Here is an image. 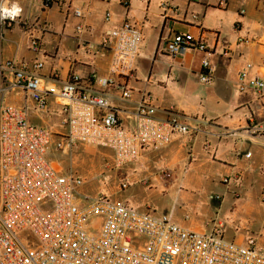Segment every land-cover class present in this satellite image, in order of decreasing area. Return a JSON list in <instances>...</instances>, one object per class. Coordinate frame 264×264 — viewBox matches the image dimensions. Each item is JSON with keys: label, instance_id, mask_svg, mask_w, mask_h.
I'll use <instances>...</instances> for the list:
<instances>
[{"label": "crops", "instance_id": "0c3cea01", "mask_svg": "<svg viewBox=\"0 0 264 264\" xmlns=\"http://www.w3.org/2000/svg\"><path fill=\"white\" fill-rule=\"evenodd\" d=\"M11 1L21 6L22 14L2 30L0 66L6 82L13 78L4 68L9 61L42 63L38 75L58 86L77 75L82 89L105 97L130 132L136 129L137 105L150 95L157 120L177 117L192 132L174 135L169 145L158 150L142 151L131 163L125 176L135 186L132 203L150 211V205L139 201L148 197L141 186H149L161 194V203L168 195L173 197L166 212L179 226L219 231L225 239H234L232 228L241 213L250 215L255 193H264V94L238 90L246 64L252 65L249 77L264 76V0H228L225 8L217 7L215 0ZM77 10L81 18L75 16ZM124 23L142 32L139 57L130 76L117 75L114 88L102 89L94 77L111 75L113 51L100 44L107 30ZM178 32L201 39L213 55L207 57L196 49L184 57L170 55L166 42ZM31 38L41 41L40 53L31 50ZM206 58L210 80L203 83ZM126 90L131 93L128 99L122 97ZM8 95V104L28 107L32 124L65 133L60 107L53 99L48 113H40L23 91ZM223 177L230 178L229 186L221 183ZM217 183L224 189L216 194L221 200L210 201ZM175 203L188 212L175 209ZM260 236L264 248V229Z\"/></svg>", "mask_w": 264, "mask_h": 264}, {"label": "built area", "instance_id": "2783aa9c", "mask_svg": "<svg viewBox=\"0 0 264 264\" xmlns=\"http://www.w3.org/2000/svg\"><path fill=\"white\" fill-rule=\"evenodd\" d=\"M215 1L219 8L228 3ZM21 14L19 4L0 0V29L10 28ZM74 14L82 17L81 11ZM77 30L81 32L83 26ZM142 38L141 30L130 23L104 33L100 45L112 49L113 65L109 77H94L99 87L114 88L117 75L130 76ZM30 48L40 53L41 41L31 38ZM192 49L213 55L201 39L189 33H174L166 42L167 52L174 57H184ZM43 67L39 62H7L4 68L13 78L0 93L21 90L40 113H48L53 99L65 129L55 143L59 151L78 144L107 149L113 153V166L121 169L136 161L142 151L158 150L169 145L174 135L192 132L177 117L157 120L150 95L137 105L136 129L130 132L121 126L105 97L82 89L80 77L73 75L58 86L38 75ZM202 69L200 81L206 83L211 71L208 58ZM251 69L248 63L240 73L238 90L264 94V76L249 77ZM130 96L129 90L122 94L126 99ZM52 144L50 130L31 123L28 107L0 100V264H264V249L254 238L228 241L219 231L185 229L171 214L139 212L105 194L81 193L85 179L61 172L50 160ZM221 183L229 186L231 180L223 177ZM210 199L220 201L221 197ZM261 200L264 203V194Z\"/></svg>", "mask_w": 264, "mask_h": 264}, {"label": "rangeland", "instance_id": "374dc122", "mask_svg": "<svg viewBox=\"0 0 264 264\" xmlns=\"http://www.w3.org/2000/svg\"><path fill=\"white\" fill-rule=\"evenodd\" d=\"M2 30L3 27H1L0 29V52L1 46L3 44ZM0 70L2 69L0 68ZM6 81L7 80L4 79L3 71L0 72L1 90L5 89L8 86ZM8 98V93H0V100H4V102L7 104ZM46 127L50 130L53 136V144L50 150V160L59 166L61 172H71L85 179L86 183L80 190L81 193L89 197H95L100 194H105L113 200H120L128 203L130 206L134 207L139 212H145L149 210L146 209L144 211V209H142L139 205L136 206V204L132 203L131 196L133 195L135 186L134 183L128 181L125 176V173L128 169L132 167L133 164L125 166L121 169H116L113 166L114 159L113 153L111 151L101 148L91 149L89 147L79 144L71 150L59 151L55 147V143L61 138V136L58 135L57 128L56 131H53L51 127ZM124 184L127 185L126 189L123 188ZM141 187H143L145 192H147L148 197L144 196L145 198H140V203L145 202L146 204L150 205V212L154 215L159 216L168 214L166 211H168L169 208L172 207L173 197H171V195H168V197H166L161 203L163 198L161 197V194L158 193V191H155L153 188L151 190L149 186ZM222 190L224 189L221 184L217 183V188L212 191L210 196H208V200H210L209 197L216 196V194L218 192H222ZM263 194L264 193L261 191H257L255 193V198L252 200L253 208L251 214L249 215L241 213L239 217L240 222L236 223L235 226L232 228V234L234 239L229 240L227 238L226 240L241 243L251 237L256 239L258 245L262 247L261 242L259 243V238L261 239L263 238V236L258 237V234L262 233V229H264V203H262L261 200ZM178 205L179 204L175 203L174 208L179 209L178 211H183V214H185L187 208L183 207L182 205Z\"/></svg>", "mask_w": 264, "mask_h": 264}]
</instances>
